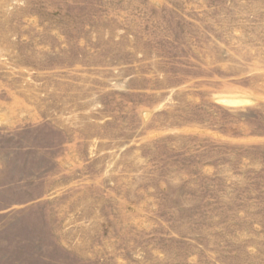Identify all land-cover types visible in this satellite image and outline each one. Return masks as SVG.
I'll use <instances>...</instances> for the list:
<instances>
[{
	"label": "rangeland",
	"instance_id": "obj_1",
	"mask_svg": "<svg viewBox=\"0 0 264 264\" xmlns=\"http://www.w3.org/2000/svg\"><path fill=\"white\" fill-rule=\"evenodd\" d=\"M0 264H264V0H0Z\"/></svg>",
	"mask_w": 264,
	"mask_h": 264
}]
</instances>
